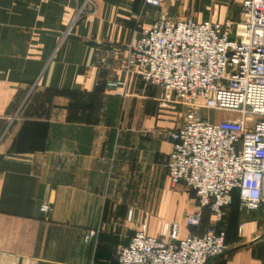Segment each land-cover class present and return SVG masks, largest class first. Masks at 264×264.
<instances>
[{
  "label": "crops",
  "instance_id": "obj_1",
  "mask_svg": "<svg viewBox=\"0 0 264 264\" xmlns=\"http://www.w3.org/2000/svg\"><path fill=\"white\" fill-rule=\"evenodd\" d=\"M95 2L96 12L66 33L79 0H0V264H119L117 247L143 224L159 234L165 221H178L185 237L214 222L205 211L199 227L187 224L196 194L172 184L165 168L169 132L184 111L161 109L162 89L128 65V48L160 9ZM176 2L161 9L181 19L190 6ZM113 47L120 53L102 72L96 60ZM168 183L172 190L161 192ZM234 207L226 210L232 245L207 264H264V237L255 241L264 214L240 233ZM150 215L163 216L154 228ZM235 228L242 240L233 244ZM90 230L97 234L86 240Z\"/></svg>",
  "mask_w": 264,
  "mask_h": 264
},
{
  "label": "built area",
  "instance_id": "obj_2",
  "mask_svg": "<svg viewBox=\"0 0 264 264\" xmlns=\"http://www.w3.org/2000/svg\"><path fill=\"white\" fill-rule=\"evenodd\" d=\"M239 1L238 22L193 15L173 19L161 9L165 0H144L160 10L128 48V65L145 84L162 89L161 109L184 111V121L169 132L172 150L165 168L172 184L196 194L197 210L186 217L187 224L199 227L205 211L214 222L203 234L185 237L178 221H165L159 234L148 233L143 224L127 245L117 247L119 264H207L228 249L222 223L234 192L242 212L264 206V0ZM96 8L95 0H79L66 33ZM119 53L113 47L96 66L112 70ZM51 210L48 203L41 205L46 218ZM244 228L243 221L239 232ZM96 234L90 230L85 239Z\"/></svg>",
  "mask_w": 264,
  "mask_h": 264
},
{
  "label": "rangeland",
  "instance_id": "obj_3",
  "mask_svg": "<svg viewBox=\"0 0 264 264\" xmlns=\"http://www.w3.org/2000/svg\"><path fill=\"white\" fill-rule=\"evenodd\" d=\"M176 3H180L181 5H183V4H185V0H182V1L176 2ZM188 3L190 6V9L187 8L188 10H187V13L185 15H183L184 17L188 16V15H193L196 18H202V19H206V18H210V17L214 18V19L230 18V19H234L235 21H238V22L242 19V13H241L242 12V4H241V1H239V0H188ZM204 112L207 113V111H204ZM212 114H213V117H215L217 115L218 118L229 116V114H226V113L217 114L215 112H212ZM163 186H164V190L161 192H164L166 189L169 191L172 190V185L170 183L164 184ZM235 201L236 202H234V204H233V206H235L234 208L239 206V200H235ZM196 202H197V200H196ZM237 202H238V204H237ZM259 211L260 212L262 211V213L264 214V206H262V208H260L258 210L251 211L250 213H245V212H242L239 210V213H237V216L233 219L234 224L236 223V226H237V223L239 221H241V222L247 221L248 222L251 218H253V215L255 214V212H259ZM239 214H241V216H242L241 219H240ZM157 217L161 218L163 216L162 215H157V216L150 215L147 217L148 223L150 225H152L153 228L157 224ZM229 224L230 223L226 217L225 227H226V233H227L228 247L230 246V244L232 245V243L229 241V239H230L229 233L231 230L229 227ZM235 233H236V238H235L236 241L235 242L232 241L233 244L238 243L242 240V237L238 236V232L236 231V228H235Z\"/></svg>",
  "mask_w": 264,
  "mask_h": 264
},
{
  "label": "trees",
  "instance_id": "obj_4",
  "mask_svg": "<svg viewBox=\"0 0 264 264\" xmlns=\"http://www.w3.org/2000/svg\"><path fill=\"white\" fill-rule=\"evenodd\" d=\"M237 197H238V200H239L238 192L235 191L234 194H233V201H232V204H231V205L234 204L235 200H237ZM231 205H230V206H231ZM238 207H239V206H237V210H240ZM226 210H227V209H226ZM225 221H226V215H225L224 222L222 223V225H223L224 228L226 229V227H225Z\"/></svg>",
  "mask_w": 264,
  "mask_h": 264
},
{
  "label": "water",
  "instance_id": "obj_5",
  "mask_svg": "<svg viewBox=\"0 0 264 264\" xmlns=\"http://www.w3.org/2000/svg\"><path fill=\"white\" fill-rule=\"evenodd\" d=\"M264 237V234H262V235H260L259 237H257L256 239H255V241H257V240H259V239H261V238H263Z\"/></svg>",
  "mask_w": 264,
  "mask_h": 264
}]
</instances>
